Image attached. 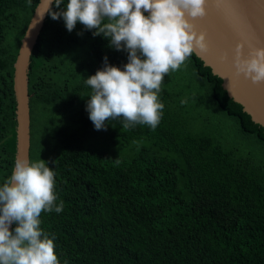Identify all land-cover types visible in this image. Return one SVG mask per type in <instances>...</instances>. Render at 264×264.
I'll return each mask as SVG.
<instances>
[{
    "label": "trees",
    "instance_id": "1",
    "mask_svg": "<svg viewBox=\"0 0 264 264\" xmlns=\"http://www.w3.org/2000/svg\"><path fill=\"white\" fill-rule=\"evenodd\" d=\"M39 1L0 0V186L16 153L14 64ZM105 57L122 70L128 62L102 35L79 22L69 32L50 14L31 57L30 161H55L64 207L42 212L40 227L54 237L60 264H264V129L192 53V79L178 70L164 78L155 130L113 120L97 131L85 81ZM197 90L256 143L253 155L189 120L181 101Z\"/></svg>",
    "mask_w": 264,
    "mask_h": 264
},
{
    "label": "clouds",
    "instance_id": "2",
    "mask_svg": "<svg viewBox=\"0 0 264 264\" xmlns=\"http://www.w3.org/2000/svg\"><path fill=\"white\" fill-rule=\"evenodd\" d=\"M54 3L59 11H48L51 18H62L69 32L79 22L94 37L108 39L109 47L128 54L123 70L105 57L103 68L85 81L92 89L85 110L95 130L106 131V121L113 120L124 129L140 124L155 130L164 109L159 94L165 76L179 70L195 49L208 50L206 33H198L193 23L207 15V0ZM229 23L246 39L236 22L229 19ZM243 48V42L235 48L237 75L253 84L264 83V46L251 48L246 58ZM54 162L17 160L0 186V264H60L54 237L40 227L42 212L60 213L64 207L63 201L56 204L55 172L49 166Z\"/></svg>",
    "mask_w": 264,
    "mask_h": 264
},
{
    "label": "water",
    "instance_id": "3",
    "mask_svg": "<svg viewBox=\"0 0 264 264\" xmlns=\"http://www.w3.org/2000/svg\"><path fill=\"white\" fill-rule=\"evenodd\" d=\"M54 0H40L29 22L14 64L13 89L16 102L17 160L30 161V99L29 71L31 57L37 46ZM207 15L193 21L197 32H205L208 50L195 49L193 54L204 67L222 81L228 97L242 107L251 121L264 129V83L253 84L237 75L234 66L235 48L244 43L243 56L251 48L264 46V0H207ZM51 8V9H50ZM148 15V13H146ZM236 22L246 39L229 23ZM226 59H222L225 57ZM14 169V168H13ZM14 224L11 226L13 228Z\"/></svg>",
    "mask_w": 264,
    "mask_h": 264
},
{
    "label": "rangeland",
    "instance_id": "4",
    "mask_svg": "<svg viewBox=\"0 0 264 264\" xmlns=\"http://www.w3.org/2000/svg\"><path fill=\"white\" fill-rule=\"evenodd\" d=\"M178 71L182 79H192L189 62L185 61ZM194 95L195 98L194 96L188 97L185 95L187 100L183 99L187 108L186 111L191 115L188 114L189 120L198 125L197 129L214 137L215 135L222 136L223 140L230 144V147H237L242 150V153L253 155L256 152L255 148L258 147L256 143L240 136L234 119L228 117L216 107L210 99L208 91L197 90ZM201 122L204 124L203 126H201Z\"/></svg>",
    "mask_w": 264,
    "mask_h": 264
}]
</instances>
